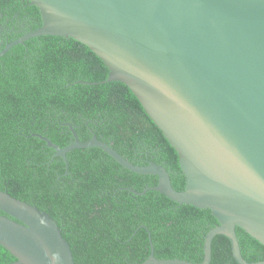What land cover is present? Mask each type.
<instances>
[{
	"label": "water",
	"instance_id": "1",
	"mask_svg": "<svg viewBox=\"0 0 264 264\" xmlns=\"http://www.w3.org/2000/svg\"><path fill=\"white\" fill-rule=\"evenodd\" d=\"M41 25L6 42L43 35L72 37L106 65L97 84H125L175 149L185 184L173 188L168 171L134 164L95 134L60 147L46 142L66 163L72 149L98 147L122 167L157 176L155 190L178 204L207 208L216 218L203 238V259L193 263L154 256L141 264H210L217 234L230 242L237 264L235 227L264 246V0H28ZM67 172L65 171V174ZM0 245L15 258L2 264H74L56 221L35 205L0 190Z\"/></svg>",
	"mask_w": 264,
	"mask_h": 264
},
{
	"label": "trees",
	"instance_id": "2",
	"mask_svg": "<svg viewBox=\"0 0 264 264\" xmlns=\"http://www.w3.org/2000/svg\"><path fill=\"white\" fill-rule=\"evenodd\" d=\"M41 25L28 0H0V49ZM103 61L84 43L43 34L13 45L0 56V190L47 212L68 242L74 264H141L159 259H203V238L217 220L207 208L178 204L148 190L157 176L122 167L98 147L72 149L65 161L39 133L60 147L92 134L137 165L161 164L182 190L178 155L122 82H99ZM65 171L67 172L65 174ZM0 213H2L0 211ZM241 255L264 260V246L235 227ZM15 258L0 245V264ZM210 264H237L230 242L217 234Z\"/></svg>",
	"mask_w": 264,
	"mask_h": 264
}]
</instances>
